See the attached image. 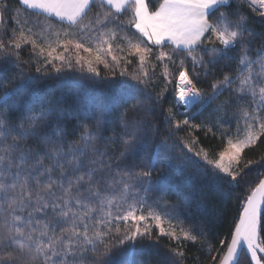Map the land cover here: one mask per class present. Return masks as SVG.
Here are the masks:
<instances>
[{"label": "snow or ice", "instance_id": "obj_1", "mask_svg": "<svg viewBox=\"0 0 264 264\" xmlns=\"http://www.w3.org/2000/svg\"><path fill=\"white\" fill-rule=\"evenodd\" d=\"M233 3L18 0L20 7L14 9L11 0H0V264H140L135 245L142 238L151 240L153 228L157 240L164 236L177 245L207 244L211 264H240L245 252L249 264H264V178H259L264 171H257L259 182L250 193L241 189L243 195L236 196L238 220L230 240L219 239L220 248L207 242L205 229L178 221L177 205L150 204L146 195L177 173L184 174L186 187H210L227 200L245 180V169L256 164L264 169V156L258 161L243 156L264 138V32L231 10ZM239 3L264 18V0ZM124 11L131 13L126 21ZM5 15L13 21L10 31ZM26 45L36 58V74L49 75V66L55 74L79 66L99 75L97 65H103L113 80L120 68V79L99 100L81 96L68 108L50 100L35 111L25 109L27 96L40 86L39 75L21 72L9 79L4 74L9 63L18 66ZM129 57L135 60L132 71ZM221 61L222 67H235L215 75ZM157 67L163 80L159 98L165 99L171 88L178 111L168 109L170 130L140 163L129 166L128 157L143 148L145 123L130 120L129 112L145 110L147 98L137 97L157 87ZM201 74L212 77L207 90L198 86ZM119 107L124 109L119 113L123 135L108 136V114ZM208 108L215 124L196 123ZM183 128L189 129V138H181L177 153L180 145L168 142ZM194 130L218 132L221 149L210 157L196 148ZM148 131H156L155 126L149 123L144 135ZM116 145L118 155L112 151ZM189 153L211 171H189L198 164ZM165 156L167 172L156 173V163ZM171 252L183 264L184 251L175 247Z\"/></svg>", "mask_w": 264, "mask_h": 264}, {"label": "trees", "instance_id": "obj_2", "mask_svg": "<svg viewBox=\"0 0 264 264\" xmlns=\"http://www.w3.org/2000/svg\"><path fill=\"white\" fill-rule=\"evenodd\" d=\"M99 3V0H97ZM12 7L15 9L20 7L18 0H11ZM96 9L94 8L93 11ZM231 10L238 11L245 15L250 23V25L258 32H264V18L257 15L256 12L247 5V3H239L238 0H234L233 7ZM15 13H13L14 15ZM131 13L129 11H124L121 15V19L125 21L130 17ZM4 22L7 24L9 31L13 26V21L7 15L4 16ZM135 32V29H129V33ZM151 46V45H150ZM154 52L157 49H153ZM120 55H125V53H120ZM133 59V65L129 66V71L134 69L135 60ZM2 57H0V62H2ZM15 59V58H13ZM110 59V58H109ZM154 60V58H152ZM225 64L221 61L220 64L216 65L213 69L215 75H220L221 71H230L235 67L234 63H229L227 67H222ZM36 58L30 54V46H24L20 60L17 64L9 63L8 68L10 69L4 75L11 79L13 77H18L21 72L26 75H39L40 86L33 92H31L24 104V108H31L33 111L38 109L41 104L48 103L50 100H58L62 103L64 108H68L69 105H73L81 96L91 97L95 100H99L105 96L110 95L113 89L110 87L111 84H115L119 79L120 68L116 69V79L113 80L111 72L109 69H105L103 65H97L99 75L91 73L85 67L80 69L79 66H74L70 70H65L60 74H55L49 66V75L36 74L35 68L37 67ZM191 69V65H188ZM175 72V68H171ZM156 76L153 77L157 81L156 88H148L144 90L143 97H137L138 99L147 98L145 102V110L138 112H129V119L133 121L143 120L145 123L141 127V136L143 148L140 153L135 156H129L127 163L131 166L133 163H140L143 160V155L146 151L153 149L154 145L158 144L164 135L170 130L171 125L167 123L165 117L167 115L168 109L173 108V111H178L174 107V98L171 94V88L166 94L165 99L159 98V92L163 85V80L161 78V67L155 69ZM212 77L204 79L201 74L199 87L205 88L211 82ZM3 89L0 88V95L3 94ZM227 96H221L220 99L223 100ZM136 101H130V103H135ZM125 104L124 107H128ZM123 107L116 108L108 114L106 127L107 135L113 136L123 135V125L119 121V113L122 112ZM194 108L192 112H195ZM192 112L189 115H192ZM231 116V112L229 113ZM183 115H178L177 119H183ZM196 123H207L212 126L216 122V116L211 111V108L201 111L195 119ZM151 123L155 126L156 131H148L147 135H144V131L147 125ZM231 128L235 131V122H232ZM215 131V128H214ZM189 129L183 128L181 130L175 131L168 143L172 144L175 142L180 145L176 148V152L179 153L182 145L180 144L181 138L188 139ZM192 135L195 136L199 143L195 146L196 148L205 149L209 156L212 157L221 149L223 140L220 134L217 132L214 136L212 133L205 135L204 130H194ZM120 147L118 145L114 146L112 151L117 155L120 152ZM186 152L187 150L184 149ZM188 155L193 156L194 160L198 161L197 165H194L189 171H194L196 167H199L202 171L208 168L211 171L210 166L205 165L204 161L199 157H195L193 153ZM244 160H260L264 156V138H261L255 146H252L245 150ZM168 162V157L165 156L161 161L157 162L155 165L156 173L167 172L166 163ZM243 162V161H242ZM175 163V161H172ZM264 171L260 168L259 164L251 166L249 169H245L247 173L245 180L241 181L240 188H236L230 199L225 200L224 195L210 187H199L193 185L192 187L185 186L184 174L172 173L167 177L166 180L162 181L159 188L154 189L146 193L148 202L151 204L153 201L159 202H169L170 204L177 205L176 216L178 221H182L185 227L190 225H196L199 229L206 230V240L210 242L213 249L220 248L219 239L227 238L230 240V231L234 230L235 222L238 220V208L239 205L236 200V196L243 195L241 189L245 192L250 193L251 188H254L259 182L257 178V171ZM154 173V177L156 175ZM243 175V173H242ZM259 178H263L259 177ZM239 179V178H238ZM249 182L251 187H248ZM141 195H145L141 192ZM242 210V209H241ZM177 222V221H174ZM158 234V229H152V239L142 238L135 245L136 249V259L140 264H172L173 260L177 261L179 264V258L175 257L171 249L179 247L180 250L184 251L185 256L183 258V264H211V255L208 252L207 244L203 247L200 243L192 244L189 242H184L181 245H177L175 241H170L169 238L161 236L159 240L156 239ZM216 254L213 251L212 255ZM240 264H249V257L246 253H243L240 258Z\"/></svg>", "mask_w": 264, "mask_h": 264}, {"label": "water", "instance_id": "obj_3", "mask_svg": "<svg viewBox=\"0 0 264 264\" xmlns=\"http://www.w3.org/2000/svg\"><path fill=\"white\" fill-rule=\"evenodd\" d=\"M263 178H264V176H263ZM246 253V252H245ZM247 254V253H246ZM260 255H264V254H260ZM242 256V255H241ZM241 256H240V258H241Z\"/></svg>", "mask_w": 264, "mask_h": 264}, {"label": "rangeland", "instance_id": "obj_4", "mask_svg": "<svg viewBox=\"0 0 264 264\" xmlns=\"http://www.w3.org/2000/svg\"><path fill=\"white\" fill-rule=\"evenodd\" d=\"M239 1V0H238ZM248 5V4H247ZM249 6V5H248ZM250 7V6H249ZM251 8V7H250Z\"/></svg>", "mask_w": 264, "mask_h": 264}]
</instances>
